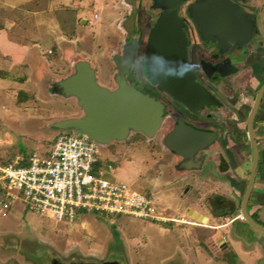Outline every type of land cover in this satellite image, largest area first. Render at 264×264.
I'll return each instance as SVG.
<instances>
[{"label": "rangeland", "instance_id": "374dc122", "mask_svg": "<svg viewBox=\"0 0 264 264\" xmlns=\"http://www.w3.org/2000/svg\"><path fill=\"white\" fill-rule=\"evenodd\" d=\"M12 1L19 0H0V12L8 14L23 10L17 6L8 7L2 4L3 2L10 4ZM20 1L23 2L21 6H25L24 0ZM43 1L47 2V0ZM108 1L48 0L49 8L61 11L60 15L54 19L51 17L52 11L50 14L47 13L46 19H42L43 23L38 24L37 28L32 27V19H27L24 33L21 34L15 32L16 22L19 23V19L13 21L11 25L7 23L8 19H0V24L5 22L7 25V27L0 25L4 31L6 30L7 35L15 36L17 42L37 43L36 47L41 55L46 56L50 63L44 66L39 76L30 73L28 67L20 68V66L9 67L7 75L0 74L1 162L12 158L15 154L27 156L33 151L38 154L48 151L57 132L67 130L72 133L78 132L72 128L60 130L46 126L45 123L53 119L77 116L81 113L74 99L51 94L50 86L55 79L70 72L69 61L79 57L80 54L91 57L97 67L96 80L99 84L107 85L108 75L113 68L115 70L111 55L107 56V52L116 49V42L118 44L120 32L115 24V18L117 13L121 12H118L120 8L116 6L117 1ZM33 3L30 1L29 5L33 6ZM77 9L80 11V17L86 20L85 23L81 22L80 17L74 19V12ZM123 11L122 8L121 13ZM94 13L97 15L96 18L93 17ZM58 17L60 19H57ZM70 17L73 19H66ZM54 32L59 34V43ZM47 49L51 50L49 55L45 53ZM63 56L66 57L64 63L60 60ZM8 64L6 60L0 58V68H7ZM111 84L114 85L113 79ZM19 92L25 93L26 96L23 98ZM210 120L218 124L224 123L219 112ZM229 121L225 119V123ZM223 127L224 130L220 132L224 143L231 144L230 138L237 142L238 139L232 136L230 129ZM162 131L163 129L158 131L150 140L134 135L131 140L116 142L112 145L113 148L110 146L109 152L106 148L101 150L102 153L108 152V158L113 163V169L110 171L113 179L123 181L130 189L142 193L150 190L148 192L152 199L154 197V201L157 198L154 196L156 193H151L156 186L152 177L156 164L154 161L167 162L170 166L166 168L168 171L171 170V164L176 159L161 146ZM243 149L244 151L238 156L229 147L225 161L232 162L234 166L240 156L249 157L247 143ZM210 166L211 164L204 163L201 170L194 175L204 174ZM226 174L233 173L231 171ZM184 219L188 218L184 217ZM81 222H84L83 225ZM158 226L152 221L137 219L126 214L104 215L84 212L79 220L74 219L70 222L56 220L47 213L38 215L22 203L16 202L0 216V264H51L53 260L59 264L101 263L109 260H114L118 264H157V262L162 264V258L172 252L171 245L174 247L175 244L169 234L160 233ZM106 240H109V244ZM179 244L181 248L178 250V261L184 264H214L216 261L213 259L216 248H212V252L203 250L195 241L190 242L186 238Z\"/></svg>", "mask_w": 264, "mask_h": 264}, {"label": "flooded vegetation", "instance_id": "af4514ba", "mask_svg": "<svg viewBox=\"0 0 264 264\" xmlns=\"http://www.w3.org/2000/svg\"><path fill=\"white\" fill-rule=\"evenodd\" d=\"M115 1L124 10L121 19H129V15L133 13L132 26L126 25L119 34L117 53L132 38L137 41L126 80L143 93L162 102L164 107L162 122L152 137L163 129L160 144L165 147L162 139L173 128L177 119L216 134L207 147L194 155L197 172L204 163L211 164L210 168L202 175L186 176L188 180L179 193V203L183 201L185 205L182 211H187L190 219L171 216L167 217V223L178 228L182 234L187 233L190 228L197 236V245L203 250L212 252V248H216L213 253V259H216L214 264H264V233L249 223L243 214L245 212L264 227V215L261 207L255 203L256 196L264 195V176L258 174L264 151V90L252 118L258 159L254 178L244 200L251 163L247 118L256 94L264 84V0H229L244 12L245 16H240L239 19H252L254 25L250 38L245 43L229 45L226 49L217 40L204 39L199 33V26L192 19H219L200 17L198 14L194 18L193 6L196 8L195 4L199 0ZM167 6H175V19L182 21L187 61L195 80L214 98L211 104L196 111L186 108L159 90L145 75L143 61L148 32ZM112 58L113 55L111 60ZM229 65L233 70L221 73ZM77 108L81 112L78 106ZM217 112L223 117L224 123L218 124L210 120ZM225 119H229V123H225ZM223 126L230 129L229 132L238 139L237 142L230 138L231 144L224 143L220 132L224 130ZM244 142L249 147V157L240 156L234 166L232 162L225 161L228 148L231 147L239 156L244 151ZM169 151L176 157L173 163L178 166L182 158L174 151ZM231 171L233 174H226ZM180 179L182 176H176L169 184L181 183ZM185 208L187 209L184 210Z\"/></svg>", "mask_w": 264, "mask_h": 264}, {"label": "water", "instance_id": "95a60500", "mask_svg": "<svg viewBox=\"0 0 264 264\" xmlns=\"http://www.w3.org/2000/svg\"><path fill=\"white\" fill-rule=\"evenodd\" d=\"M193 6V16L214 17L219 19H192L199 26V33L204 39L217 40L224 49L229 45L243 44L251 35L252 19H239L244 12L229 0H199ZM133 7V6H132ZM134 9V8H133ZM133 15L122 22L123 28L132 26ZM160 19H156L149 29L145 51L144 67L146 78L156 87L178 101L186 108L196 111L213 102L212 95L195 80L188 64L184 33L181 19H175V6H167ZM127 25V26H126ZM137 48V41L132 38L120 53H113L116 72L113 76L114 86L107 87L96 80L95 70L85 58H77L71 63V71L57 79L51 86L53 93L63 98H72L81 109L80 115L55 119L47 125L56 128H72L105 145L112 140H122L133 132L152 137L160 127L163 119V104L159 100L143 93L126 80L131 62ZM226 71L231 72L230 65ZM264 84L256 94V99L247 118V137L251 146V163L249 184L254 178L258 159V150L253 135L252 118ZM216 134L200 130L184 123L181 119L168 131L162 144L174 151L182 159L178 168H195L194 155L207 147ZM249 223L264 233V227L254 221L245 212ZM193 216V215H192ZM51 264H59L53 260ZM68 264H118L114 260L101 263L80 262Z\"/></svg>", "mask_w": 264, "mask_h": 264}, {"label": "built area", "instance_id": "2783aa9c", "mask_svg": "<svg viewBox=\"0 0 264 264\" xmlns=\"http://www.w3.org/2000/svg\"><path fill=\"white\" fill-rule=\"evenodd\" d=\"M97 143L81 132L56 136L44 154L0 162V212L19 200L29 210L73 220L82 212L158 219L150 196L108 175Z\"/></svg>", "mask_w": 264, "mask_h": 264}, {"label": "crops", "instance_id": "0c3cea01", "mask_svg": "<svg viewBox=\"0 0 264 264\" xmlns=\"http://www.w3.org/2000/svg\"><path fill=\"white\" fill-rule=\"evenodd\" d=\"M30 1L34 2L33 6L29 5ZM109 1H111V0H109ZM45 2L43 0H24V5L25 6H21V4L23 2L20 1V0L17 1V2L12 1V2H10V4H6V3L3 2L2 4H4L5 6H8V7L17 6L19 8H23V10L15 12L16 14L15 13H11V12L7 14L6 12L1 11L0 12V14H1L0 19H8L7 23H9L10 25L13 23V21L19 19V23L16 22L17 23V25H16L17 30L15 29L16 30L15 32H16V34L17 33H19V34L24 33V30H25V27H26V24H27L25 21L28 22L27 19H32L33 20L32 27L33 28H37L38 24L43 23L42 19H46L45 15L47 13L50 14V12L52 11L53 15H51V17H53L54 19H56L57 15H60L59 13L61 11L58 12L59 10L50 9L49 8L50 4H49L48 0H47L46 3ZM106 4L108 5L109 3H106ZM31 6H32V8H31ZM116 6L119 7L118 5H116ZM119 11H122V8H120L118 10V12ZM117 14L118 15L115 18V24L117 25V28H118L119 32H121V31H123L122 22L124 20L120 18L121 17V12L117 13ZM74 16H75L74 19H78L80 17L79 9H77L76 12H74ZM96 16L97 15L94 13L93 17L96 18ZM20 19H25V20H20ZM57 19H60V17H58ZM63 19H65V18H63ZM66 19H73V18L70 17V18H66ZM80 19H81L82 23L86 22V20L83 19L82 17H80ZM1 24L5 25L7 27L5 22H2ZM5 31H4L3 27L0 28V58L6 60L7 63H9V64H8L7 68H0V74L2 76L7 75L6 72L8 71L9 67L20 66V68L28 67L30 69V73H34L36 76L37 75L39 76L40 73L44 70V68H45L44 66L50 65V63H49V60H47L46 56L44 57L43 55H41L40 50L38 49V47H36L37 43H32L31 42L30 44H28V43L17 42L15 36L11 37L10 35H7V33ZM54 34H57V33L54 32ZM56 36H57V41L59 43V34H57ZM115 46H116L115 47L116 49L110 51L109 53L107 52V56H109V54L112 56L113 53H117V49H118L117 48L118 47L117 42H116ZM50 51H51L50 49H47L45 51V53L49 55ZM69 52L70 51H68L67 54H69ZM77 58H85V59H87L91 63V65L94 67L95 75H96V78H97V71H96L97 67L94 65V62L91 59V57L86 55V54H80V56L77 57ZM77 58H74L71 61H69L70 71H71V63H72V61H74ZM65 59H66L65 56L60 58L62 63L65 62ZM113 66H114V64H113ZM115 72H116V70H114V68H113L111 73L108 75V83H107V85H104V86H107L109 88L114 86V85L112 86L111 80L113 79V76H114ZM61 78H59V79H61ZM1 79L4 80L5 78H1ZM5 80H7V79H5ZM55 80H57V79H55ZM54 81L52 82V84L54 83ZM51 86H50V90H51ZM50 92H51V94H57L58 96L62 97L59 93H53L52 91H50ZM53 120H55V119H53ZM45 124H46V126H49V125H47V122ZM57 129H60V128H57ZM61 129H64V128H61ZM61 133H63V132L55 133L54 136H53V139H55L56 136L60 135ZM134 135L140 136V137L144 138V140H150L151 138H153V137H146L142 133L133 132V133L129 134L128 137L125 138V139L112 140V141H109L108 143H106L105 145H98L97 144L99 162L102 165H106V164L111 165V168L107 169V172H108L107 176L113 178L110 175V171L113 169V163L108 158V154H107L109 152L108 148L110 146H112L113 144H116V142H118V143L122 142L123 143V142H125L127 140H131ZM113 147L114 146H112L110 148H113ZM102 148H106L108 152L104 151L103 152L104 154H103L101 152ZM163 148L166 151L170 152L169 149H167L166 147H163ZM140 149H142V148H140ZM33 152L37 153L36 151H33ZM33 152H31V153H33ZM45 152L46 151H44L42 154H44ZM30 154H28L27 156H29ZM39 155H41V154H39ZM27 156H23V155H20V154H15V155L12 156V158L7 159V160L2 161V162H10V161H13L15 159V157L26 158ZM154 162H156V164H155V168H154L155 169L154 175H152V177H153V181L156 184V186H155L154 190L151 191V193H153V194L156 193V195H154V196L157 197L156 201H154V197H153V199L151 198L150 192H148L150 190L145 191L143 193L148 195V196H150L151 201H152V209H153V212H154L153 214L155 216H157L158 219H150V218H146V219L137 218V219L149 220V221H152V222L158 224L159 225L158 226V230L160 231V233L161 234H167V235L169 234L168 236L173 239V244H175L174 247L170 244L171 247H172V250H171L172 252L168 253V256L162 258V262L164 264H184L183 262L178 261V257H179L178 256V252H179L178 250L181 248L179 243H181V241L184 238H186L190 242L195 241L197 243V236L194 235V233H193V231L191 229L187 230V233L182 234V233H180V231H178L179 230L178 228H174V227L171 228L169 223H167V220H168L167 217H171L172 216V217L182 218L184 216V217H187L188 219H190L189 218V214L187 213V211H186V213H184V211H182L183 207L185 205H184L183 201H182L181 204L179 203V193L181 191V187L184 185V182L188 180L186 178V176L194 175V173H196L197 171H196V168H185V169L184 168H182V169L178 168L177 166H175L174 163L171 164V170L166 171V168L169 166L167 164V162H165V161L164 162H162V161H154ZM258 174H259V176H264V151H263V157L261 159V162L259 163ZM198 175H200V174H198ZM176 176H182V179H180L181 183L169 184V183H171L170 181H172L173 178L176 177ZM121 182H123V181H121ZM156 191H158L159 193H157ZM140 193H142V192H140ZM255 200H256L255 203L258 206L261 207L262 215H264V195L256 196ZM16 202H20V201L19 200H15V201L11 202L6 208H4L0 212V216L4 215L5 212H7L8 208H10ZM186 209L187 208H185L184 210H186ZM30 211H32V210H30ZM32 212H34V213H36L38 215H41V214H44V213H47V214L51 215L48 212H44V213H37L35 211H32ZM162 212H164V213H162ZM83 213L84 212L80 213L75 219L79 220V218H81ZM92 214L113 215V214H105V213H92ZM184 217L182 219H184ZM263 218H264V216H263ZM188 219H186V220H188ZM73 220H71V221H73ZM66 221H69V220H66ZM82 223H84V222H81V224ZM106 243L109 244V240H106ZM174 249H176V250L174 251ZM108 253L109 252L107 251V254ZM164 255H167V254H164ZM170 255H173V256L169 257ZM185 255H186V253H185ZM157 264H160V263L157 262Z\"/></svg>", "mask_w": 264, "mask_h": 264}, {"label": "trees", "instance_id": "16d2710c", "mask_svg": "<svg viewBox=\"0 0 264 264\" xmlns=\"http://www.w3.org/2000/svg\"><path fill=\"white\" fill-rule=\"evenodd\" d=\"M19 93L22 94L23 98L26 96V94L23 93V92H19ZM67 129H68V128H67ZM64 133H71V131H70V130H67L66 132H63V133H61V134H64Z\"/></svg>", "mask_w": 264, "mask_h": 264}]
</instances>
